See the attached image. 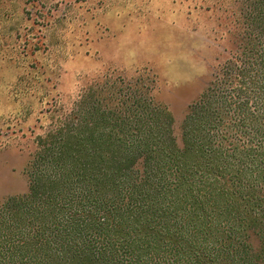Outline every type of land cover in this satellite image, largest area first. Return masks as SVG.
<instances>
[{"label": "trees", "instance_id": "trees-1", "mask_svg": "<svg viewBox=\"0 0 264 264\" xmlns=\"http://www.w3.org/2000/svg\"><path fill=\"white\" fill-rule=\"evenodd\" d=\"M236 3L178 132L131 78L45 115L27 191L0 203V264H264V0Z\"/></svg>", "mask_w": 264, "mask_h": 264}, {"label": "rangeland", "instance_id": "rangeland-1", "mask_svg": "<svg viewBox=\"0 0 264 264\" xmlns=\"http://www.w3.org/2000/svg\"><path fill=\"white\" fill-rule=\"evenodd\" d=\"M236 4L0 0V203L27 191L23 169L45 115L100 79L137 80L178 132L230 48Z\"/></svg>", "mask_w": 264, "mask_h": 264}]
</instances>
